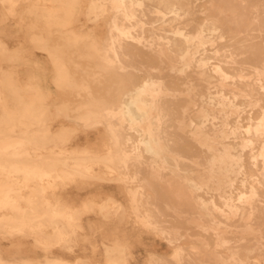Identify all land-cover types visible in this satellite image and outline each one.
Wrapping results in <instances>:
<instances>
[{"label":"bare ground","instance_id":"bare-ground-1","mask_svg":"<svg viewBox=\"0 0 264 264\" xmlns=\"http://www.w3.org/2000/svg\"><path fill=\"white\" fill-rule=\"evenodd\" d=\"M22 1H31L26 29L49 54L53 84L87 104L70 125L32 130L49 99L44 74L33 63L17 86L19 73L2 62L22 50L0 38L1 106L9 89L26 105L0 114V264H98L86 254L95 231L105 264H131V233H106L89 215L133 217L171 245L175 264H264V0H43V9L0 0V23ZM37 22L49 38L82 45L81 63L49 45ZM84 130L99 131L96 141L74 142ZM89 183L121 185L124 201L103 187L81 200L64 193ZM25 237L29 253L19 252ZM79 247L84 256L63 255ZM169 258L153 250L146 262Z\"/></svg>","mask_w":264,"mask_h":264},{"label":"rangeland","instance_id":"rangeland-1","mask_svg":"<svg viewBox=\"0 0 264 264\" xmlns=\"http://www.w3.org/2000/svg\"><path fill=\"white\" fill-rule=\"evenodd\" d=\"M41 2L43 3V0H40L37 3L36 8L37 7L39 9L44 8V5L41 4ZM86 2L87 1L85 0V4ZM29 4H31V1H22L16 6L14 12L8 14L6 20L0 23V30L3 33V35L0 38L4 41L3 43H6L10 50H16L18 48L22 50V53L20 54V60L18 62L16 63L15 61L2 62L3 63L2 65L4 66V68H9V69L13 68L14 70L16 69L17 71L16 73H19L18 75L14 76V81H16L17 86L19 85V83L22 84L23 82L27 81V78L30 76L31 71L33 72L36 70V68H34V66L31 65L33 63H37L38 64L37 66L41 70L39 72L44 74L43 78L45 80L46 87L49 91L48 92L49 99L43 104L45 112L41 114L42 116H40L43 122L39 124V126L37 125L32 126V130L34 129L40 130L47 123L53 122L54 119H56V122L54 123L55 127H58L60 124L70 125L71 123L69 121L74 122L78 118L83 116L82 112L84 110V107H86L85 105L87 103H85L83 98L77 96L78 94L76 93L75 89L55 87V85L53 84L52 80L55 74L53 73V67L49 60V54L46 51L38 49L39 47L41 48V46L36 45L35 43L36 38H33V31L32 34H29L28 29H26V23H28L31 20L30 18L34 16L33 14L31 16L29 13H27L28 12L27 6H29ZM82 5H84V1ZM201 9L204 8L202 7ZM0 11L1 12L3 11L4 14L6 13L5 9H3L2 7H0ZM153 15L154 14L152 13L146 12V16H145L146 20L144 21L146 27H149L153 23L150 22L151 21L150 19L152 18ZM197 17L198 20H200V18L202 19V15L198 14ZM38 28H40L41 31L45 32L44 33L45 35L43 37L46 38L48 37L49 45L52 43L51 39H53L54 42L58 41V43H60V46L63 47L66 51L65 54L66 58L72 59L74 63L79 64L80 60H78V58L85 57V51L82 45L73 46L70 43H68L65 38L60 40H57L55 38H49L50 37L49 32L51 33V31L49 29H48L49 31L47 29L43 30L41 23H38L36 24V26H34L35 31H40V29ZM236 46H239V44H237ZM17 54L18 55H16V57H19V52ZM249 61L254 65H258L260 63V61H254L252 59ZM252 72L253 71L251 69H247L244 71L245 74H249V75H252ZM72 75L75 77L79 76V67L75 70V72H72ZM107 87L108 86H100V87L94 86L92 92L99 93L100 91L106 90ZM23 89L24 88H22L21 90ZM15 95L16 92L11 91L10 89L8 91L6 90L4 91L3 96L6 97L7 101L6 104L4 103L2 106L0 103V114L4 110L3 106L7 107V109L5 110L9 111L13 116L24 113V110H26V105H19L13 102L12 99L14 100ZM34 106L37 107L38 104H34ZM98 132L99 131H95V130H88V131L84 130L83 132L77 134L75 136L76 138L74 137V142L77 141L81 145H84L85 140H90L91 142H95L96 134ZM12 135L14 137H19L21 133L17 129L15 132L12 133ZM51 151H54V149H51ZM49 152L50 150H44L43 153H49ZM99 187H103V189L105 190H110L112 192L114 191L115 193H119L118 196L119 199L124 201L123 197L120 195V192L122 191L121 185H117L116 183H107L101 185L96 183H89L84 186H81L80 184H73L68 186L65 189L64 193L68 196H71L74 200H81L93 194L96 191V189ZM117 216L118 215H111L107 220H102V218L99 217L98 215H89L85 219L91 220L96 225L99 223H104V229L106 233H110L111 229L114 228L119 232L124 230L127 231V233H131V235L134 237L132 241L133 243L132 255L134 258L131 264H147L146 258L148 252L153 250H155L161 255H164L167 258L170 257L173 248L165 240L159 238L160 236L158 235L156 236L157 233H154L153 231L151 232V230L149 231V229L144 228L141 225H138L133 217L129 218L128 221H125V219L123 220L122 215H119L118 217ZM149 233H151L152 235ZM19 239L24 244V248L19 252L24 251V253H26V251L28 252L34 250V248L32 247V240L30 238L25 237ZM101 239L102 237L99 234V232L95 231V234L92 238V242L97 243V246L95 247V252H93L92 246H87L86 254L88 256H91V258L95 263L105 264L103 257V247L100 244ZM108 240H111V237H109ZM4 244L8 245L9 242L5 241ZM7 249L9 250L8 251L9 258H13L15 254L14 250L16 251V249H12L13 251H11V247H7ZM33 253L37 254L38 256L42 255L41 251L38 249H36ZM63 255L67 259L74 261L75 258L84 256V253L82 248L79 247V248H75L74 252L72 253L64 252ZM170 261L172 262L171 259ZM172 264L175 263L172 262Z\"/></svg>","mask_w":264,"mask_h":264}]
</instances>
